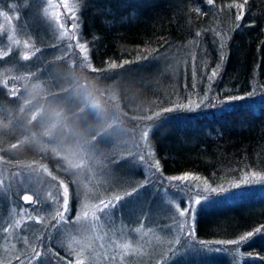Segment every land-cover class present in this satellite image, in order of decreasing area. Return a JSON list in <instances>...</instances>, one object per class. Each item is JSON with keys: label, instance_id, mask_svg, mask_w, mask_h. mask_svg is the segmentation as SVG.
<instances>
[{"label": "trees", "instance_id": "1", "mask_svg": "<svg viewBox=\"0 0 264 264\" xmlns=\"http://www.w3.org/2000/svg\"><path fill=\"white\" fill-rule=\"evenodd\" d=\"M75 1L79 36L88 50L84 69L74 62L64 65L66 71L55 58L38 59L49 47L41 44V37L34 43L37 62L33 71L50 87L51 107L63 108L71 119L91 112H81L82 101L68 92L73 77L84 73L105 92L108 123L118 126V121L138 136L144 122L152 125L146 143H136L137 150H151L149 161L159 165L148 168L157 183H148L145 189L160 191L166 181H174L172 177L189 174L200 179L191 184L168 183L167 192L174 196L199 185L205 190L197 191L198 195L208 201L223 199L225 203L228 199L231 205L240 199L257 200L256 206L243 209L242 218L237 213L227 218L223 213L218 221L215 213L203 211L205 201L195 218L197 240L182 239L187 245L182 243L173 251L168 246L154 262L168 263L175 257V264H189L178 257L193 247L212 255L217 264H244L236 252L239 246L241 255L249 256V264H264V97L254 106L241 100L264 89V0H212L211 4L208 0ZM12 2L0 0V7ZM239 4L243 9L234 7ZM212 71L218 75L210 81ZM212 98L215 105L223 104L218 114ZM193 102L198 106L189 107ZM17 103L0 89V166L4 164L0 168V229L8 226L9 210L24 208L27 218L19 231V242L26 248H21L20 259L13 256L9 262L20 264L31 256L35 264H70L59 252L57 209L62 207L63 184L69 189L71 208L79 191L51 159L28 149L18 153L30 131L23 117H15ZM8 123L13 126L3 130ZM32 160L45 166L30 171L11 165ZM144 163H148L146 158ZM136 182L134 177L131 189L140 188ZM116 191L114 187L101 189L95 199H121ZM25 195H31L33 202L25 204ZM249 233L253 234L249 239L236 243Z\"/></svg>", "mask_w": 264, "mask_h": 264}, {"label": "rangeland", "instance_id": "2", "mask_svg": "<svg viewBox=\"0 0 264 264\" xmlns=\"http://www.w3.org/2000/svg\"><path fill=\"white\" fill-rule=\"evenodd\" d=\"M8 1L13 2L7 4L5 8L0 7V89L3 90L5 96L18 102L17 106H14L16 107L14 108L15 117H23L22 119L29 126L30 132L23 139L24 143L20 149H17L18 153L28 149L47 160L51 159L62 167L60 174L66 175L65 179L72 181L79 191L78 197H80L77 203L72 208L68 205L69 210L63 219L57 217L58 228L61 227L59 231L61 230L60 244H62L59 252L70 260V264H75L77 255L84 260V264H156L158 262L154 261H159L165 255L168 246H171L169 251H173L182 243L187 245L197 240L195 218L197 210L205 201L207 203L202 207L203 211L209 215L215 213L217 221L223 213L227 218L232 217L234 213L242 218L245 207L257 205V200L254 199L236 200V203L231 205H227L231 203L228 199L225 203L223 199L205 200L202 194L198 195L200 191L205 190L199 185L194 186L196 190L193 188L189 192L183 189L173 196L165 188L168 183L176 182L171 180L166 181L160 191L155 189L148 191L144 185L157 183L154 173L148 169L156 163L153 160L149 161V154L152 151L147 147L137 150L136 143H146L149 135L147 137L145 135L150 134L152 125L144 122L139 136L135 134V131L123 128L118 121L115 123L119 127L113 126L111 129L102 130L109 119L104 117L101 120L91 109L87 116L80 119L73 118L71 122L78 128L87 127L91 135L95 134L97 139L94 144L86 146L83 166L77 169L69 168L63 159L60 140L58 138L45 139L39 135L45 117L37 115L38 110L45 99H47L45 107H51L54 98L49 96L50 87L34 74L33 69L37 62L35 60L37 49L34 43L41 37V42L43 41L41 44L49 47L46 49L47 52L40 53L38 59L45 56L47 60L55 58L58 63H61L59 67L65 68L66 71L68 70L67 65H72L74 62L77 65L82 64L81 67L84 69V66L88 64V58L86 59L85 54L80 51L81 45L85 47L86 45L81 41L78 32L76 1L68 0L75 6V21L63 7L51 9L52 3L61 4L62 0ZM54 12L60 14L59 22L53 18ZM74 25L76 30L72 31ZM25 44L29 47L25 48ZM25 53L29 54L31 59L23 60L22 56ZM163 73L164 68L161 66L159 74ZM35 83L41 85L43 97L32 100L26 85ZM75 83L76 79L73 77L72 88L68 91H71L70 97H77L74 95ZM260 92L261 94L253 98L245 99L244 97L241 100H247L253 106L259 104L260 99L264 97V89ZM255 99L257 101H252ZM77 100L82 101L79 97ZM214 103V98H212V106L218 114L223 104L215 105ZM32 116H35V119L32 124H28L27 121ZM110 119L113 120V118ZM13 123H8L3 130L11 128ZM141 134H145L143 140H141ZM145 158L147 164L144 163ZM1 160L0 158V163ZM32 161L11 165L16 167L21 165L30 171L45 166L40 162ZM3 165L1 164L0 168ZM44 171L48 174L46 168ZM1 176L3 173H0V180H2ZM134 177L137 180V186L140 187L136 190L131 189ZM110 187L116 188L115 195L122 194V198L118 201H115V198L110 199L115 201V206L105 212H99L97 205L102 199H95V197H98L101 189L107 190ZM61 188L64 191V184ZM122 190L125 191L118 193ZM196 199L202 202L194 205L193 201ZM115 207L117 208L114 210ZM177 208L185 211L187 215L180 217ZM190 209L194 210L189 211ZM61 210H63V202ZM85 212L88 213L87 218L84 216ZM6 216L8 226L0 229V264H10L9 260L13 259V256L18 258L21 248H26L23 242H19L22 241L21 238L19 239L21 224L27 220L24 208L9 210ZM182 239H185L187 243L182 242ZM262 240L264 244V237ZM204 247L213 251L209 245L204 244ZM70 251L74 254L69 255ZM238 251V257L243 258L244 264H249V256L246 258L241 255L243 251L239 246L236 248V252ZM29 257L22 260L20 264H35L36 259L32 260L31 256ZM178 258L189 264H217L212 255L207 252L202 253L193 247L185 249V253L182 252ZM175 263L176 258L174 257L168 263L161 264Z\"/></svg>", "mask_w": 264, "mask_h": 264}, {"label": "clouds", "instance_id": "3", "mask_svg": "<svg viewBox=\"0 0 264 264\" xmlns=\"http://www.w3.org/2000/svg\"><path fill=\"white\" fill-rule=\"evenodd\" d=\"M75 79L74 95L79 97L84 105L80 111L83 112L85 109H91L95 113V116L103 120L108 111V106L104 100V90L95 80L88 78L84 73H81ZM26 88L32 100L43 97V89L39 83L26 85ZM116 107L119 108V105L117 104ZM37 115L45 117V122L39 135L45 139L58 138L63 148V159L66 161L68 167L73 169L81 168L84 164L83 154L85 148L88 145L94 144L97 136L91 135L87 127H76L71 122V116L63 108H46L42 105ZM34 119L35 116L30 117L27 123L32 124ZM112 127V123H106L102 130H108ZM144 135L141 134V140H143ZM53 178L55 179V177Z\"/></svg>", "mask_w": 264, "mask_h": 264}, {"label": "snow or ice", "instance_id": "4", "mask_svg": "<svg viewBox=\"0 0 264 264\" xmlns=\"http://www.w3.org/2000/svg\"><path fill=\"white\" fill-rule=\"evenodd\" d=\"M208 3L211 4L212 3V0H208ZM51 9H57V8H60V7H63L64 10L66 12H68V14L71 16V18L75 21L76 20V17H75V6L71 3L68 2V0H62V3L61 4H55V3H52L50 5ZM234 7H237V8H240V9H243V4H239V5H234ZM53 18L56 20V21H60V14L58 12H54L53 14ZM240 16L237 17V19H239ZM76 28H75V25L73 26L72 28V31H75ZM29 45L25 44V48H28ZM80 51L82 53H84V57L87 59V48L83 45H81L80 47ZM22 59L23 60H29L31 59V56L27 53H25L23 56H22ZM112 68H115L116 65L115 64H112L111 65ZM218 75V71H212L211 72V75L209 76V80L212 81L214 80ZM198 106L195 102H193L192 105H190L189 107H196ZM149 135V133H147L145 135V137H147ZM156 167L158 168L159 165L157 164ZM172 180L174 181H179L181 183H189L191 184L192 182H195V181H198L200 178L199 177H195V176H192V175H189V174H186V175H183V176H178V177H172L171 178ZM206 191H213L215 192L216 189H207ZM120 198L119 197H116L115 198V201H118ZM115 201H100L99 205H97V211L99 212H105V210L109 209V208H112L115 206ZM23 202L25 204H30L33 202V197L31 195H25L23 197ZM63 210H59L57 209V215L59 216L60 219H63L65 214L68 212V205H69V189L67 187L64 188V191H63ZM202 201L199 200V199H196L193 201L194 205H199ZM179 216L180 217H185L187 215V213L183 210H180L179 208L176 209ZM194 209H190L189 211H192ZM84 216L85 218H87L88 216V213L85 212L84 213ZM97 219L99 217H96ZM36 222L37 223H40L41 220L40 218H37L36 219ZM258 232L260 231L259 229L257 230ZM253 234L252 233H249L247 236H244V237H241L239 239V241H236V243H243L245 242L247 239H249ZM74 253L72 251L69 252V255H73ZM75 264H84V260L79 256L77 255V258H76V261H75Z\"/></svg>", "mask_w": 264, "mask_h": 264}]
</instances>
